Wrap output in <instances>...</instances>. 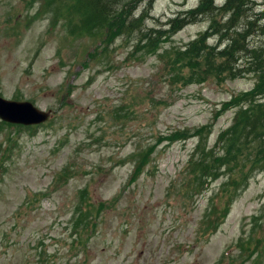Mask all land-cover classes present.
Masks as SVG:
<instances>
[{
    "label": "rangeland",
    "instance_id": "1",
    "mask_svg": "<svg viewBox=\"0 0 264 264\" xmlns=\"http://www.w3.org/2000/svg\"><path fill=\"white\" fill-rule=\"evenodd\" d=\"M119 1L136 16L151 6L152 26L200 0ZM251 1L264 27V0ZM80 5L0 0V95L52 113L34 129L0 119V264H264V170L237 179L214 233L206 217L228 173L186 185L189 155L204 143L219 151L238 110L227 102L254 79L177 81L164 51L207 19L143 53L133 35L112 43L118 19L103 27ZM138 153L150 161L131 177Z\"/></svg>",
    "mask_w": 264,
    "mask_h": 264
},
{
    "label": "trees",
    "instance_id": "2",
    "mask_svg": "<svg viewBox=\"0 0 264 264\" xmlns=\"http://www.w3.org/2000/svg\"><path fill=\"white\" fill-rule=\"evenodd\" d=\"M78 1L81 8L86 5L92 10L103 27L110 24L109 20L118 19L121 23H116L115 38L133 35L135 52L152 53L161 41H168L186 26L203 18L209 20V28L184 48L164 51L165 61L177 69V81L202 83L210 77L237 79L250 76L254 85L227 102L228 106L238 110L232 124L218 135L219 151L215 146L208 148L205 143L202 148L198 146L189 161V166H197L191 172L195 181L217 179L228 173L223 187L231 199L241 186L238 178L248 176L249 180L256 171L264 170V41L257 39V29L263 31L264 27L258 22L262 15L255 11L254 2L225 0L220 6L214 0H201L195 9L179 12L168 23L148 26L144 22L151 7L135 17L125 7L120 8L119 0H114L115 4L112 0ZM69 5L68 11L75 7L71 1ZM113 30L112 24L110 32ZM212 37L216 39L215 44L208 43ZM105 44L110 43L105 40Z\"/></svg>",
    "mask_w": 264,
    "mask_h": 264
},
{
    "label": "water",
    "instance_id": "3",
    "mask_svg": "<svg viewBox=\"0 0 264 264\" xmlns=\"http://www.w3.org/2000/svg\"><path fill=\"white\" fill-rule=\"evenodd\" d=\"M0 115L10 121L36 123L45 121L49 113L33 106L31 102H16L0 97Z\"/></svg>",
    "mask_w": 264,
    "mask_h": 264
},
{
    "label": "bare ground",
    "instance_id": "4",
    "mask_svg": "<svg viewBox=\"0 0 264 264\" xmlns=\"http://www.w3.org/2000/svg\"><path fill=\"white\" fill-rule=\"evenodd\" d=\"M151 7V6H150Z\"/></svg>",
    "mask_w": 264,
    "mask_h": 264
}]
</instances>
